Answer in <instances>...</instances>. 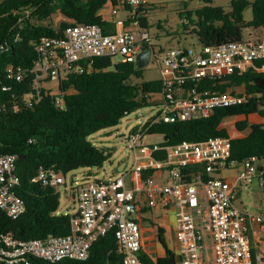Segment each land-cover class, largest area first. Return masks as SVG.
I'll use <instances>...</instances> for the list:
<instances>
[{
	"label": "built area",
	"instance_id": "1",
	"mask_svg": "<svg viewBox=\"0 0 264 264\" xmlns=\"http://www.w3.org/2000/svg\"><path fill=\"white\" fill-rule=\"evenodd\" d=\"M121 12L127 13L126 18L120 17ZM99 14L113 23V31L105 33L96 24H74L33 43L37 59L30 73L38 96L42 88L46 89L45 83L57 85L58 92L49 91L51 95L61 94L60 83L74 69L84 72L81 63H87L88 70H92L97 58L114 61L120 57L119 62L137 65L138 55L151 48L148 64L152 61L158 68L162 86L157 94L161 97L160 112L147 121L148 126H138L128 135L127 148L135 161L125 175L109 180L86 176L79 181L75 175L72 177L77 210L65 213L71 218L72 233L46 240H22L13 233L1 234L0 264L86 261L93 244L110 231L115 233L122 264H144L141 226L134 217L140 197L146 199L149 208L176 210L179 264H254L250 229L254 224L264 228V211L252 214L241 210L235 200L240 192L237 182L248 187L257 180L264 186V164L259 165L264 159L231 162V137L165 148L146 145L143 139L157 122H185L208 117L217 108L248 103L254 96L246 91L214 93L203 84L222 81L251 68L264 72V41L251 37L219 46L199 44L156 50L147 26L149 18L158 13L147 0H107ZM259 61H263L260 66ZM26 73L20 66L8 68L9 77L18 82L25 80ZM57 105L63 106L62 98H57ZM161 151H165V158L157 159L155 155ZM16 162L15 155H0V210L13 220L26 211L24 200L17 195L21 179ZM194 167L200 169L195 171ZM229 168L237 169L235 183L220 177ZM126 169L127 166L122 172ZM204 173L210 177L208 180ZM162 175L167 181L159 185L156 180ZM33 182L60 193L67 176L40 167Z\"/></svg>",
	"mask_w": 264,
	"mask_h": 264
},
{
	"label": "trees",
	"instance_id": "2",
	"mask_svg": "<svg viewBox=\"0 0 264 264\" xmlns=\"http://www.w3.org/2000/svg\"><path fill=\"white\" fill-rule=\"evenodd\" d=\"M231 1L230 9L209 5L211 1H206L201 8L180 13L181 19L187 21L183 23L185 32L195 34L203 46H219L243 41L248 29L264 27V0ZM106 3L107 0H0V155L17 157L21 183L16 190L26 205L25 213L16 220L0 210V235L13 233L22 240H46L72 233L70 216L60 212V193L53 187L33 182L40 167L65 176L78 169L103 168L111 157V150L96 146L91 136L116 127L128 115L151 106L154 96L161 92L160 79L145 80V68L103 57L94 60L92 70H88L87 63H81L82 73L74 69L60 83L58 96L43 88L38 96L30 73L37 59L33 43L55 36L57 31L74 24H96L105 33L113 31V23L99 14ZM248 7L252 8L253 17L247 22L244 12ZM53 15L63 19L59 29L52 24ZM262 63L257 62L259 66ZM12 65L26 70L24 81L9 77L8 68ZM204 84L203 88L214 93L244 86L254 97L238 106L217 108L208 117L178 123L157 122L148 128L147 134L162 135V148L183 142L230 138L225 126L228 119L242 116L245 118L234 124L241 136L231 138V162L240 164L252 157L264 159V122L250 125L248 121L252 114L264 119V72L251 68L225 80ZM57 98H62V107L57 105ZM155 157L164 159L165 151ZM209 178L204 173V179ZM252 255L255 264L253 248ZM122 259L115 233L110 231L93 244L86 261L37 260L35 263L122 264ZM141 259L144 264H155L145 254ZM158 264H178L177 254L167 248Z\"/></svg>",
	"mask_w": 264,
	"mask_h": 264
},
{
	"label": "rangeland",
	"instance_id": "3",
	"mask_svg": "<svg viewBox=\"0 0 264 264\" xmlns=\"http://www.w3.org/2000/svg\"><path fill=\"white\" fill-rule=\"evenodd\" d=\"M153 10L157 11V15L149 18L147 31L153 38V45L155 49L160 48H174L178 46L197 47L200 44L199 38L192 33L185 32L183 20L180 14L175 9L180 6H188L193 0H147ZM197 5L201 4L197 0ZM127 13L121 12L120 17L126 18ZM252 8L248 7L244 12V18L246 21L252 20ZM62 17L59 15L52 16V24L55 29H59L62 22ZM192 28V27H191ZM258 35L256 38L264 41V27L258 29ZM251 31H257L251 29ZM120 57L114 59L115 62H119ZM144 78L147 81L159 80L160 73L154 62H150L144 69ZM57 92V88L54 90ZM155 101L151 106L140 109L124 118L121 123L109 129L102 130L93 136L90 140L99 147H105L111 150L110 159L104 164L103 168L94 169H78L67 175V184L60 188V212L62 213H74L77 210V204L73 200V196L76 193V189L72 186V176L75 175L79 181L85 179L88 176V172H91V180H109L116 179L125 175L134 166V154L127 148L128 135L135 128L144 126L147 121L158 116L160 112V95L154 97ZM139 115H142L139 117ZM258 120L252 118L250 122L256 124ZM228 124L225 125L228 130H231L234 134V119H228ZM144 144L146 145H161L164 142V137L159 134H146L144 136ZM121 163L127 164V169L124 172H115ZM123 169V168H122ZM120 171V170H118ZM258 181H254L252 190L257 191ZM260 184V183H259ZM253 198H246L244 203L249 205ZM240 206V203L238 204Z\"/></svg>",
	"mask_w": 264,
	"mask_h": 264
},
{
	"label": "crops",
	"instance_id": "4",
	"mask_svg": "<svg viewBox=\"0 0 264 264\" xmlns=\"http://www.w3.org/2000/svg\"><path fill=\"white\" fill-rule=\"evenodd\" d=\"M201 4L197 5V0L191 1L188 6H180L175 9L177 13H182L189 9H198L205 6L206 1H211L209 5L213 6H223L227 9H230L232 1L231 0H198ZM252 1V0H251ZM248 22V21H247ZM258 31H251L248 29L246 32L245 38H256ZM259 39V38H257ZM261 40V39H260ZM45 88L48 91L57 93L54 90L57 88V85L54 83H45ZM233 89V88H232ZM234 91H245L244 86L236 87ZM245 117H236L233 118L234 121H241ZM254 118L258 120L256 124L264 122V119L258 114H252L248 116L249 124H253L250 120ZM235 129V127H234ZM230 137L241 136L236 129L233 134L231 130ZM264 160H260L259 165H263ZM118 167H123L121 163ZM118 167L115 168V172L118 170ZM237 169L229 168L228 170L222 172L220 177L225 178L226 180L235 183L237 181ZM167 181L166 176H160L156 183L161 185ZM240 187V192L237 199L235 200V205L241 210H246L252 214H258L264 211V186L258 183L257 191L252 190L254 182L248 187L244 186L242 182H237ZM246 198H253L249 205L244 203ZM75 202V201H74ZM240 203V206L238 205ZM138 211L134 214V217L139 222L141 226L142 236H143V249L142 254L147 255L151 258L155 264H158V260L163 258L166 255V249H170L177 254L178 264H179V244L176 237V210L170 208L168 210H163L160 208H149L146 203V199L140 197V200L137 204ZM250 237L252 240V248L254 249L255 264H264V228L260 225L254 224L250 229Z\"/></svg>",
	"mask_w": 264,
	"mask_h": 264
},
{
	"label": "water",
	"instance_id": "5",
	"mask_svg": "<svg viewBox=\"0 0 264 264\" xmlns=\"http://www.w3.org/2000/svg\"><path fill=\"white\" fill-rule=\"evenodd\" d=\"M151 50H152L151 48H147L146 50H144L138 55V58H137V68L138 69H144L146 67L150 59ZM126 166L127 164L123 163V167H118V170L120 171L117 170L116 172L117 173L122 172Z\"/></svg>",
	"mask_w": 264,
	"mask_h": 264
}]
</instances>
